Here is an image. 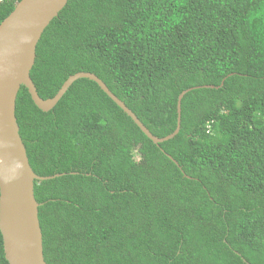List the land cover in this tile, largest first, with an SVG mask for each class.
<instances>
[{"label":"trees","instance_id":"16d2710c","mask_svg":"<svg viewBox=\"0 0 264 264\" xmlns=\"http://www.w3.org/2000/svg\"><path fill=\"white\" fill-rule=\"evenodd\" d=\"M77 73L159 139L214 88L159 145L87 79L47 113L20 88L32 171L64 174L34 183L45 263L264 264V0H68L30 78L47 100Z\"/></svg>","mask_w":264,"mask_h":264},{"label":"water","instance_id":"95a60500","mask_svg":"<svg viewBox=\"0 0 264 264\" xmlns=\"http://www.w3.org/2000/svg\"><path fill=\"white\" fill-rule=\"evenodd\" d=\"M67 2L68 0H21L0 23V235L4 258L8 264H46L34 183L64 175L40 177L29 165L15 117L16 97L21 87L27 90L35 107L47 113L74 82L80 79L94 82L155 145L171 140L179 133L181 101L186 93L199 88H214L204 86L183 91L177 99L176 128L172 134L161 139L154 137L124 103L99 78L90 73L70 76L53 98L43 100L30 78L36 58V46L44 30ZM167 157L172 160L170 156Z\"/></svg>","mask_w":264,"mask_h":264},{"label":"built area","instance_id":"2783aa9c","mask_svg":"<svg viewBox=\"0 0 264 264\" xmlns=\"http://www.w3.org/2000/svg\"><path fill=\"white\" fill-rule=\"evenodd\" d=\"M7 1H9V0H0V6L3 5Z\"/></svg>","mask_w":264,"mask_h":264}]
</instances>
